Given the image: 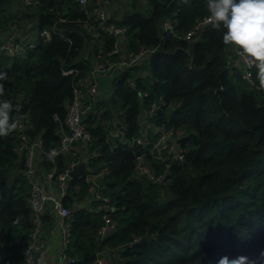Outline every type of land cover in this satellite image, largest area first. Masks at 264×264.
<instances>
[{
    "label": "trees",
    "instance_id": "obj_1",
    "mask_svg": "<svg viewBox=\"0 0 264 264\" xmlns=\"http://www.w3.org/2000/svg\"><path fill=\"white\" fill-rule=\"evenodd\" d=\"M141 1L130 0L132 7L119 19L111 15L109 22L127 28L130 51L145 46L153 52L134 72L114 80L111 95L97 103L101 112L87 119L95 136L90 149L99 153L91 156L90 165L110 170L101 179V190L116 207L115 229L106 236L99 233L103 213L97 202L88 203L85 179L73 177L64 197L71 210L65 218L70 227L65 252L77 258L74 264H94L106 247L109 264H218L223 256L241 255L254 261L264 252V93L232 73L231 47L222 39L225 29L208 24L187 37L210 15L207 0H148L147 8ZM85 17L77 0H40L34 6L0 0V42L12 32L53 26L64 35L40 40L25 56L0 55V72L7 74L0 81V100L21 105L26 125L0 137V264H27L32 239V184L26 152L18 144L23 136L41 138L46 148L59 143L55 115L64 118L77 78L102 49L114 47V36L102 32L95 39L87 31L81 24ZM23 19L31 27L18 32ZM168 19L173 33L164 30ZM70 69L79 72L66 74ZM155 102L159 108L148 120L183 131L182 160L170 159L167 167L148 158L157 172L166 173L165 184L133 174L134 153L142 146L113 149L109 125L104 128L102 120L124 117L127 137H138L142 108ZM148 135L150 141L157 137L151 128ZM70 162L61 155L43 164L59 173ZM43 219L48 234L56 224L50 208Z\"/></svg>",
    "mask_w": 264,
    "mask_h": 264
},
{
    "label": "built area",
    "instance_id": "obj_2",
    "mask_svg": "<svg viewBox=\"0 0 264 264\" xmlns=\"http://www.w3.org/2000/svg\"><path fill=\"white\" fill-rule=\"evenodd\" d=\"M77 0L81 10L85 14V18L81 20V24L96 39L101 36L102 32H107L115 37L114 47L112 50L102 49L101 53L92 61L91 67L83 75L77 78L74 86L73 97L67 104V112L62 119L59 115H55V120L59 121L60 126L58 133L60 135L59 143L51 148L44 146L41 138L30 140L23 136L18 144L19 151H25L27 155V176L32 184L30 203L32 210V239L28 247L27 264H37L43 257L44 264H51L46 257V249L49 243L48 234H45L44 214L51 209L56 219V223L62 229L63 249L60 253L57 264H74L76 257L70 256L65 252V248L70 240L69 223L65 221L70 215L71 210L64 203V197L69 187V182L73 178L71 172L81 163H85V170L79 175L88 183L89 197L88 203L97 202V209L103 213L105 225L100 229V234L106 236L111 234L115 229V221L112 213L116 210L111 198L104 194L101 190V179L108 175L110 170L108 166H104L95 170L90 165L91 156L98 155V151H91V145L95 138L94 133L89 128L87 119L99 114L97 103L107 99L113 90V82L121 74L130 71L134 72V67L145 62L153 49L142 46L137 52L128 49L127 28L109 22L111 13L108 5L113 0ZM123 2L130 0H121ZM148 2V0H142ZM40 0H16L17 4L23 6H34ZM94 4V6H93ZM208 17L199 20L193 30L187 37L197 33L198 30L208 23ZM31 27L30 25L28 26ZM165 32L173 33V23L168 19L164 22ZM54 35L64 36L61 30L56 26L52 28H43L39 32L29 31L24 34L13 33L5 37L0 42V55L10 57L12 59L25 56L28 50L35 48L40 40L49 41ZM232 53L229 55L233 65V74L240 77L251 90L261 89L259 82L255 76V68L251 67L237 52L231 47ZM116 54L120 58H113ZM79 69H70L65 71L66 74L78 73ZM128 85L135 89L136 83L133 77L127 79ZM159 108L158 103H152L149 107H143L140 119L141 135L138 137L128 138V123L124 117H114L111 120H103V126L109 125L108 138L111 147L117 148L120 145L133 147L142 146L141 152L135 154V166L133 174L136 177H146L153 183L165 184L167 182L165 172H157L152 166L148 158L154 157L166 163L169 167V160H182L184 157V148L180 143L183 131L174 127H169L166 123L154 124L148 119L153 116ZM122 114V112L120 113ZM26 125L21 122L24 128ZM149 128L154 129L157 137L155 140L149 138ZM72 155L73 160L67 167L56 173L55 169L49 170L50 173L46 179L40 176L41 163H53L59 156ZM52 183V184H51ZM109 247H106L104 253L99 255L94 264H109L110 257L108 255Z\"/></svg>",
    "mask_w": 264,
    "mask_h": 264
},
{
    "label": "clouds",
    "instance_id": "obj_3",
    "mask_svg": "<svg viewBox=\"0 0 264 264\" xmlns=\"http://www.w3.org/2000/svg\"><path fill=\"white\" fill-rule=\"evenodd\" d=\"M206 6L210 13L208 23L216 30L225 29L224 45L232 47L256 69L259 86L264 89V0H207ZM5 80L7 74L0 72V81ZM3 95L4 84L0 83V96ZM20 111L21 105L0 100V137L12 134L21 126L24 117ZM37 264H44L43 257ZM218 264H264V252L254 261L243 255L231 260L223 256Z\"/></svg>",
    "mask_w": 264,
    "mask_h": 264
},
{
    "label": "crops",
    "instance_id": "obj_4",
    "mask_svg": "<svg viewBox=\"0 0 264 264\" xmlns=\"http://www.w3.org/2000/svg\"><path fill=\"white\" fill-rule=\"evenodd\" d=\"M68 156L70 157V161H72L73 156L72 155H68ZM49 173H50L49 169L46 168L43 163H41V171H40L41 178L45 180ZM48 240L49 243L46 249V257L47 260L51 264H53L57 259H59L60 253L63 249L62 229L58 223H56L55 226L48 232Z\"/></svg>",
    "mask_w": 264,
    "mask_h": 264
},
{
    "label": "rangeland",
    "instance_id": "obj_5",
    "mask_svg": "<svg viewBox=\"0 0 264 264\" xmlns=\"http://www.w3.org/2000/svg\"><path fill=\"white\" fill-rule=\"evenodd\" d=\"M141 4L143 5L144 8H147L148 7V4L147 2H143L141 1ZM15 5L13 7H11L10 9H12V11L16 10L15 8ZM132 7V3H130L129 1H126V2H123L121 0H114L113 4H109L108 5V10L110 11L111 15L114 17H116L117 19L121 18V15L123 13V11H125L127 8H130ZM30 23H28L26 21V19H23L21 21V28H19L20 30L18 32H23L25 31L27 28H29ZM5 38V36H1V39L3 40ZM58 263V259L55 261V263L53 264H57Z\"/></svg>",
    "mask_w": 264,
    "mask_h": 264
},
{
    "label": "water",
    "instance_id": "obj_6",
    "mask_svg": "<svg viewBox=\"0 0 264 264\" xmlns=\"http://www.w3.org/2000/svg\"><path fill=\"white\" fill-rule=\"evenodd\" d=\"M86 168L85 163H81L79 166H77L72 172L71 176L76 177L79 176Z\"/></svg>",
    "mask_w": 264,
    "mask_h": 264
}]
</instances>
